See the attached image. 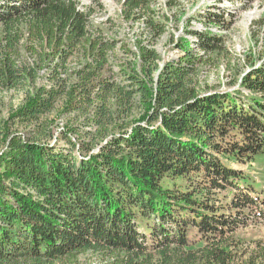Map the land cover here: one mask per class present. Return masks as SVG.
<instances>
[{"label":"trees","instance_id":"trees-1","mask_svg":"<svg viewBox=\"0 0 264 264\" xmlns=\"http://www.w3.org/2000/svg\"><path fill=\"white\" fill-rule=\"evenodd\" d=\"M123 11L137 51L77 0H0V100L21 97L0 119V264H264L237 238L264 191L230 166L264 153V62L204 87L226 38L191 31L204 55L180 40L161 66L168 17Z\"/></svg>","mask_w":264,"mask_h":264},{"label":"rangeland","instance_id":"rangeland-1","mask_svg":"<svg viewBox=\"0 0 264 264\" xmlns=\"http://www.w3.org/2000/svg\"><path fill=\"white\" fill-rule=\"evenodd\" d=\"M79 8L91 13L92 22L101 26L113 38L126 40L130 47L135 46L139 32L145 26L142 21L127 23L124 21V0H77ZM154 17L166 19L167 29L155 42V49L161 56V66L180 59L182 51L176 42L189 41V47L197 54L196 39L189 32H210L226 38L224 54L205 56L212 62L203 65L201 81L220 91H235L238 86H231L235 75L242 77L252 64L264 62V0H151ZM208 17H216L218 26ZM220 21V22H219ZM221 23V24H220ZM143 26V27H142ZM247 93L246 90H243ZM7 104H9L7 106ZM21 104V97L16 96L0 100V119L8 116V107ZM66 121L59 120L57 131ZM230 166L240 170L255 184V189L264 191V153L257 155L251 162H231ZM264 197V193L263 196ZM247 226L237 233V238L252 251L257 241H264V216H253ZM243 248V247H241ZM96 257L87 255L81 258L83 264H93Z\"/></svg>","mask_w":264,"mask_h":264},{"label":"built area","instance_id":"built-area-1","mask_svg":"<svg viewBox=\"0 0 264 264\" xmlns=\"http://www.w3.org/2000/svg\"><path fill=\"white\" fill-rule=\"evenodd\" d=\"M80 9V8H79ZM81 10V9H80Z\"/></svg>","mask_w":264,"mask_h":264}]
</instances>
